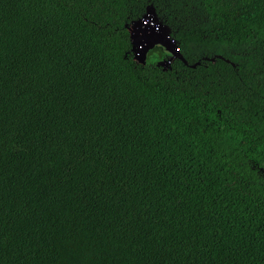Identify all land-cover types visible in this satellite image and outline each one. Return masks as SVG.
Returning a JSON list of instances; mask_svg holds the SVG:
<instances>
[{
    "label": "trees",
    "instance_id": "16d2710c",
    "mask_svg": "<svg viewBox=\"0 0 264 264\" xmlns=\"http://www.w3.org/2000/svg\"><path fill=\"white\" fill-rule=\"evenodd\" d=\"M0 264H264V0H0Z\"/></svg>",
    "mask_w": 264,
    "mask_h": 264
},
{
    "label": "water",
    "instance_id": "95a60500",
    "mask_svg": "<svg viewBox=\"0 0 264 264\" xmlns=\"http://www.w3.org/2000/svg\"><path fill=\"white\" fill-rule=\"evenodd\" d=\"M128 32L133 46L144 47V58L146 52L155 45H159L173 56L179 57L174 50V42L168 36V28L163 25H151L141 18L128 27Z\"/></svg>",
    "mask_w": 264,
    "mask_h": 264
},
{
    "label": "rangeland",
    "instance_id": "374dc122",
    "mask_svg": "<svg viewBox=\"0 0 264 264\" xmlns=\"http://www.w3.org/2000/svg\"><path fill=\"white\" fill-rule=\"evenodd\" d=\"M144 20L146 21V23H149L151 25H157L156 20H155V16H154V12L153 9L151 7H148L146 10V15L143 17ZM134 50H135V60L136 62L142 64L144 62V47L141 46H134ZM172 58L170 56H168L164 61H162L160 63L162 68H168L170 65Z\"/></svg>",
    "mask_w": 264,
    "mask_h": 264
}]
</instances>
